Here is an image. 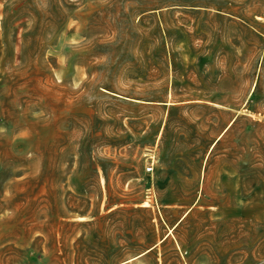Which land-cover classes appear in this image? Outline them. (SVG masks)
Returning a JSON list of instances; mask_svg holds the SVG:
<instances>
[{
    "label": "rangeland",
    "instance_id": "rangeland-1",
    "mask_svg": "<svg viewBox=\"0 0 264 264\" xmlns=\"http://www.w3.org/2000/svg\"><path fill=\"white\" fill-rule=\"evenodd\" d=\"M257 122L264 0H0V264H264Z\"/></svg>",
    "mask_w": 264,
    "mask_h": 264
},
{
    "label": "built area",
    "instance_id": "built-area-1",
    "mask_svg": "<svg viewBox=\"0 0 264 264\" xmlns=\"http://www.w3.org/2000/svg\"><path fill=\"white\" fill-rule=\"evenodd\" d=\"M155 159L153 156H151L150 161L148 162L147 170L148 172L154 171V165H155Z\"/></svg>",
    "mask_w": 264,
    "mask_h": 264
},
{
    "label": "trees",
    "instance_id": "trees-1",
    "mask_svg": "<svg viewBox=\"0 0 264 264\" xmlns=\"http://www.w3.org/2000/svg\"><path fill=\"white\" fill-rule=\"evenodd\" d=\"M237 120L234 121L233 125L236 124ZM257 125H263L264 126V122H257Z\"/></svg>",
    "mask_w": 264,
    "mask_h": 264
},
{
    "label": "crops",
    "instance_id": "crops-1",
    "mask_svg": "<svg viewBox=\"0 0 264 264\" xmlns=\"http://www.w3.org/2000/svg\"><path fill=\"white\" fill-rule=\"evenodd\" d=\"M152 250V248H150L148 251H151ZM148 251H145V252H148ZM127 262V261H126ZM123 263H125V262H123ZM123 263H121V264H123Z\"/></svg>",
    "mask_w": 264,
    "mask_h": 264
},
{
    "label": "bare ground",
    "instance_id": "bare-ground-1",
    "mask_svg": "<svg viewBox=\"0 0 264 264\" xmlns=\"http://www.w3.org/2000/svg\"><path fill=\"white\" fill-rule=\"evenodd\" d=\"M80 218H82V219H84V217H80ZM172 232V229L170 230V233Z\"/></svg>",
    "mask_w": 264,
    "mask_h": 264
}]
</instances>
